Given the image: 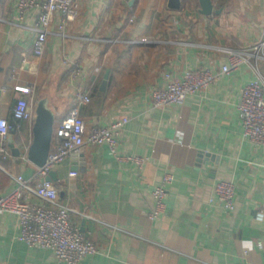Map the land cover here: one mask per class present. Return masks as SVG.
I'll return each instance as SVG.
<instances>
[{"label": "crops", "instance_id": "obj_1", "mask_svg": "<svg viewBox=\"0 0 264 264\" xmlns=\"http://www.w3.org/2000/svg\"><path fill=\"white\" fill-rule=\"evenodd\" d=\"M212 1L206 15L199 0H181L178 9L169 0H80L68 36L59 35L56 14L45 53L37 57L39 10L20 18L17 0H0V117L15 123L21 94L13 87L35 86L34 118L11 130L10 156L0 158L7 170L27 178L36 171L28 149L40 101L54 113V133L76 107L88 128L128 118L117 154L87 143L77 161L67 158L50 173L60 200L78 211L72 223L101 250L80 264H264V145L245 137L238 109L242 88L256 78L253 66L221 73L182 104L153 108L150 101L167 75L182 77L197 67L220 72L228 61L222 47L264 39V0ZM140 38L155 41L131 42ZM65 58L77 61L82 73L69 74ZM258 66L264 75V59ZM78 91L89 93L90 103L78 105ZM128 155L144 157L143 168L122 158ZM166 173L174 176L166 210L151 219L153 190ZM222 179L236 186L233 210L215 194ZM13 187L0 167V196ZM19 232L15 214H0V264H66L52 250L18 239Z\"/></svg>", "mask_w": 264, "mask_h": 264}, {"label": "built area", "instance_id": "obj_2", "mask_svg": "<svg viewBox=\"0 0 264 264\" xmlns=\"http://www.w3.org/2000/svg\"><path fill=\"white\" fill-rule=\"evenodd\" d=\"M79 1L17 0L20 18H23L30 9L39 10L35 26L37 36L33 44L35 56L44 55L51 32L50 26L56 14L59 15V35L62 38L68 36L66 26L78 18ZM153 41L155 40L148 38L131 40L132 43ZM221 50L226 52L228 61L223 64L220 72H214L209 67H197L186 71L182 77L171 78L167 75L168 81L165 87L152 89L151 105L153 108H160L171 104H182L188 96L212 85L221 73L228 74L239 69L243 64H250L257 75L242 88L238 109L245 137L255 146H262L264 145V75L258 63L264 59V39L237 48L222 47ZM25 63L26 59H23L21 65L13 66V69H21ZM64 63L72 76L81 74L83 71L82 66L71 58H65ZM13 89L21 96L13 108L15 123L0 117V158L10 156L7 139L11 130L18 128L19 122L23 120H32L35 115L32 99L35 91L34 84H18ZM76 97L78 105H85L91 101V96L87 92L78 91ZM127 123L128 118L124 116L114 119L109 124L88 128L76 107L56 128L52 141L53 148L45 164L37 166L31 178L10 172L0 162V167L6 171L14 183L11 191L0 196V214L9 212L17 216L20 225L18 239L31 247L52 250L56 258L66 264H80L86 256L100 253V247L72 223L71 216L78 211L60 200L58 188L49 176L56 165L67 158L80 155L87 143L96 146L107 145L114 154H117L119 138ZM122 158L135 163L138 168H143L146 161L139 155H128ZM76 174V172L71 173L72 176ZM173 179L174 176L171 173H166L154 188L155 206L149 214L151 219H156L165 212L167 186ZM214 191L225 208L229 210L235 208L236 186L232 181L219 180L215 184ZM85 215L88 218L97 219L90 214ZM112 227L119 229L116 226Z\"/></svg>", "mask_w": 264, "mask_h": 264}, {"label": "water", "instance_id": "obj_3", "mask_svg": "<svg viewBox=\"0 0 264 264\" xmlns=\"http://www.w3.org/2000/svg\"><path fill=\"white\" fill-rule=\"evenodd\" d=\"M133 1V0H132ZM200 9L203 14L210 15L213 13L214 3L212 0H199ZM169 7L172 9H178L181 6V0H169ZM109 71L106 72L104 80L101 84V89L106 90L108 83ZM37 116L34 124V138L33 142L28 149V158L37 166L45 164L46 159L51 150L53 133H54V113L48 108L44 101H40L37 106ZM18 154L20 150L17 148ZM80 155H76L73 158L77 161ZM51 178V174L49 176Z\"/></svg>", "mask_w": 264, "mask_h": 264}]
</instances>
